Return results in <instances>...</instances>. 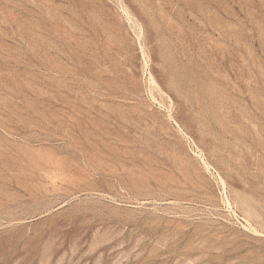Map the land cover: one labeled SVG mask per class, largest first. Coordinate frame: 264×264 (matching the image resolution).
Wrapping results in <instances>:
<instances>
[{
    "label": "rangeland",
    "instance_id": "obj_1",
    "mask_svg": "<svg viewBox=\"0 0 264 264\" xmlns=\"http://www.w3.org/2000/svg\"><path fill=\"white\" fill-rule=\"evenodd\" d=\"M0 264H264V0H0Z\"/></svg>",
    "mask_w": 264,
    "mask_h": 264
}]
</instances>
